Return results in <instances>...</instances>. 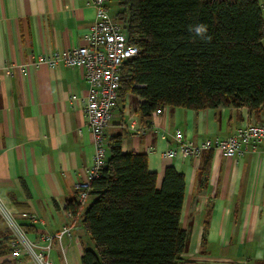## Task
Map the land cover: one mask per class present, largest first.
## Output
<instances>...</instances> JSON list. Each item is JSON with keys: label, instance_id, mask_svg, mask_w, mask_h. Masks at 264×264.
Instances as JSON below:
<instances>
[{"label": "crops", "instance_id": "obj_1", "mask_svg": "<svg viewBox=\"0 0 264 264\" xmlns=\"http://www.w3.org/2000/svg\"><path fill=\"white\" fill-rule=\"evenodd\" d=\"M89 2L0 0V196L11 202L31 239L70 224V235L62 239L68 264H80L81 248L93 249L82 220L94 197L89 195L75 216L65 209L94 154L83 111L88 84L82 67L60 60L34 65L33 59L85 44L83 33L95 19ZM112 3L116 13V0L105 2L109 13ZM140 101L133 93L118 100L104 130L106 159L108 143L118 135L123 152L146 154L158 182L167 166L183 173L180 225L187 236L179 264H264V256L257 257L264 253V143L240 157L215 150L203 151L196 162L163 155L174 145L177 129L195 145L227 137L249 118L264 123V106L257 117L246 106L164 107L146 122ZM7 236L0 220V239ZM51 257L64 264L56 245ZM0 264L31 263L7 253Z\"/></svg>", "mask_w": 264, "mask_h": 264}, {"label": "trees", "instance_id": "obj_2", "mask_svg": "<svg viewBox=\"0 0 264 264\" xmlns=\"http://www.w3.org/2000/svg\"><path fill=\"white\" fill-rule=\"evenodd\" d=\"M116 2L113 17L138 49L120 68L118 100L138 96L146 122L164 107L246 106L258 116L264 106V16L258 0ZM197 24L207 26L210 39L191 30ZM120 142L118 135L110 140V155L90 181L88 197L94 199L82 224L93 249H80V264H179L187 236L180 225L184 175L167 166L158 182L146 154L123 152ZM81 203L75 198L65 209L75 216ZM9 241L8 231L0 239V256L10 254Z\"/></svg>", "mask_w": 264, "mask_h": 264}, {"label": "built area", "instance_id": "obj_3", "mask_svg": "<svg viewBox=\"0 0 264 264\" xmlns=\"http://www.w3.org/2000/svg\"><path fill=\"white\" fill-rule=\"evenodd\" d=\"M105 2L106 0L89 2L95 9V19L83 33L85 44L51 58L36 56L33 59L34 65L43 62L53 65L60 60L66 65L79 66L84 70L88 92L84 97L83 111L85 126L92 136L94 154L91 165L86 169V177L76 184L75 198L79 202L87 199L90 181L98 176L106 160L104 130L118 103L120 68L138 52L135 45L129 44L122 25L110 15ZM260 6L264 8V3ZM162 109H157L154 113H160ZM174 139V145L164 151V156L190 158L196 162L203 151L215 150L224 157H240L247 150L254 151L264 143V123L254 122L249 118L231 135L205 139L196 145L186 140L179 129L175 130ZM15 215L11 202L0 196V217L11 236L12 258L20 259L25 256L31 264H55L51 252L56 245L64 264H68L62 239L70 235V224L62 226L55 233H44L31 239Z\"/></svg>", "mask_w": 264, "mask_h": 264}, {"label": "clouds", "instance_id": "obj_4", "mask_svg": "<svg viewBox=\"0 0 264 264\" xmlns=\"http://www.w3.org/2000/svg\"><path fill=\"white\" fill-rule=\"evenodd\" d=\"M191 30L201 39H210V37L207 36L208 28L204 24H197L193 26ZM262 256H264V253H257L258 258H261Z\"/></svg>", "mask_w": 264, "mask_h": 264}, {"label": "rangeland", "instance_id": "obj_5", "mask_svg": "<svg viewBox=\"0 0 264 264\" xmlns=\"http://www.w3.org/2000/svg\"><path fill=\"white\" fill-rule=\"evenodd\" d=\"M116 10V5L114 3L111 4V8H110V14L113 15L115 13ZM1 222L4 224V226L6 227L3 219L0 217Z\"/></svg>", "mask_w": 264, "mask_h": 264}]
</instances>
